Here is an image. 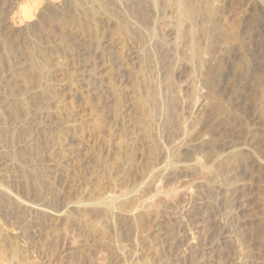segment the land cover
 <instances>
[{
    "label": "rangeland",
    "instance_id": "1",
    "mask_svg": "<svg viewBox=\"0 0 264 264\" xmlns=\"http://www.w3.org/2000/svg\"><path fill=\"white\" fill-rule=\"evenodd\" d=\"M263 1L0 0V264H264Z\"/></svg>",
    "mask_w": 264,
    "mask_h": 264
},
{
    "label": "bare ground",
    "instance_id": "2",
    "mask_svg": "<svg viewBox=\"0 0 264 264\" xmlns=\"http://www.w3.org/2000/svg\"><path fill=\"white\" fill-rule=\"evenodd\" d=\"M263 2H264V1H263ZM190 10H192V9H189V7H187L186 5H182V7H181V12H182V14H183L185 17H187L188 19H191V18H192V16L190 17ZM191 12H192V11H191ZM210 21H211V20H210ZM215 22H216V21H215ZM215 22L213 21L212 23H209V25L211 24V26H213L214 29L217 30L218 27H219L220 25L217 26V24H216ZM217 23H218V22H217ZM218 24H219V23H218ZM30 25H31V24L27 23V26H28V27H29ZM121 26H122V25H121ZM120 29L122 30V33H124V34L127 33L126 30H125V28L122 27V28H120ZM208 29H209V28H208ZM211 29H212V28H211ZM205 30H206V29H205ZM126 35H127V34H126ZM126 37H127V36H126ZM128 40H129V39H128ZM194 45H195V44H194ZM194 45H193V46H194ZM196 46H197V48L200 47V46H198V45H196ZM196 46L193 47V49H194V48L197 49ZM199 51L201 52L202 50H199ZM195 52L198 53V55L195 54V53H194V54L197 56L196 59L199 60L198 56H200V55H199L200 53L198 52V50H195ZM209 53H210V52H209ZM195 55H192V56H194V58H195ZM192 58H193V57H192ZM200 58H201V57H200ZM201 59H202V58H201ZM201 62H202V61H201ZM144 97H145V96H144ZM149 98H150V97H149ZM149 98H148V99H149ZM148 99H147L146 97H145V98H141V103H142V105H143V107H142L143 110H145L144 108H145V106H147V105H146L147 103H148V106H149V102H148L149 100H148ZM150 101H151V99H150ZM173 101H174V100H173ZM175 101H176V100H175ZM171 102H172V101H170V104H168V105H171ZM176 102H177V101H176ZM150 103H152V102H150ZM163 104H164V103H163ZM173 104H175V102H173ZM168 105H167V106H168ZM148 106H147V107H148ZM161 106L163 107L164 105H161ZM174 106H175V105H174ZM162 107H161V108H162ZM170 107H171V106H169V108H170ZM146 109H147V108H146ZM162 109H166V108H162ZM167 109H168V108H167ZM175 109H176V107H175ZM143 110H142V111H143ZM148 110H149V109H148ZM148 110L146 111L147 114L149 113ZM171 110H172V109H171ZM173 110H174V109H173ZM174 111H176V110H174ZM164 112H168V111L166 110V111H164ZM168 113H169V112H168ZM168 113H167V114H168ZM172 113H173V112H172ZM149 114H150V113H149ZM149 114H148V115H149ZM143 115H145V114H143ZM145 116H146V115H145ZM149 117H150V116H149ZM145 118L148 119V117H145ZM100 119H101V118H100ZM103 121H104V120H103ZM103 121H100V123L103 122ZM146 122H147V120L145 119V120L143 121V123H146ZM101 124H102V123H101ZM237 154H238V153H237ZM237 157H240L239 154H238L237 156H236V154H235V155L232 154V156H230V161H231L230 164H236V163H237V160H238ZM237 164H238V163H237ZM237 164H236V165H237ZM234 178H235V177H234ZM235 179H236V178H235ZM101 203H102V202H101ZM103 203H104V202H103ZM103 203H102V205L104 206L105 204H103ZM108 205H109V204H108ZM106 206H107V205H106ZM107 207H110V206H107ZM107 207H106V209H107ZM150 214H151V213H150ZM149 216H150V215L148 214V217H149ZM11 248L13 249V247H11ZM15 250H16V249H13V251H12V254H14V255H15L16 252H17V251L15 252ZM17 250H18V249H17ZM16 264H25V263H24L23 261H22V262H21V261H18Z\"/></svg>",
    "mask_w": 264,
    "mask_h": 264
}]
</instances>
